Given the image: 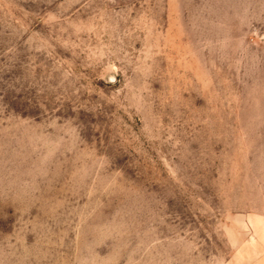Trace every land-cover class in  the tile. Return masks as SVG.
I'll return each mask as SVG.
<instances>
[{
    "label": "rangeland",
    "instance_id": "1",
    "mask_svg": "<svg viewBox=\"0 0 264 264\" xmlns=\"http://www.w3.org/2000/svg\"><path fill=\"white\" fill-rule=\"evenodd\" d=\"M0 264H264V0H0Z\"/></svg>",
    "mask_w": 264,
    "mask_h": 264
}]
</instances>
